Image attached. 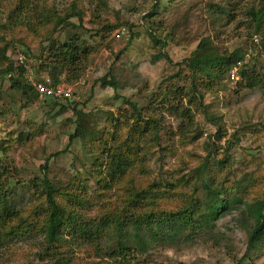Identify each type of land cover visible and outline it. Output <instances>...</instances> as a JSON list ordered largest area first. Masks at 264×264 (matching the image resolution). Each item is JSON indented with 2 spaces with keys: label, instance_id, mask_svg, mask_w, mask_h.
Returning <instances> with one entry per match:
<instances>
[{
  "label": "rangeland",
  "instance_id": "1",
  "mask_svg": "<svg viewBox=\"0 0 264 264\" xmlns=\"http://www.w3.org/2000/svg\"><path fill=\"white\" fill-rule=\"evenodd\" d=\"M71 1L48 0L46 3L48 7L55 5V9L62 12ZM101 1L104 4L100 5L98 0H79L77 8L83 12V21L73 20L75 26L81 27L77 32L95 48L80 78L70 77L67 82L74 92L70 102L83 114L80 125L94 140L101 137L103 128H107L108 139L113 135L118 144H123L130 127L135 126V114L129 102L140 111L144 120H148V116L156 119L161 133L157 137L152 130L147 131L138 139L142 151L135 158L136 164L116 186L101 193L96 181H84V168L94 163L91 140L79 138L68 145V137L76 127L73 112H60L53 103H46L47 100L39 97L26 104L25 99L11 89L8 78L0 77V166L1 174H7L0 182V215L4 208L15 213L6 226L0 225V264H43L39 259L41 238L35 239L39 237L37 231L45 200L29 185L44 175L64 190H79L80 193L81 184L86 182L90 195L94 191L103 194L99 201L104 202L105 198L108 208H100V202L89 208L86 219L90 220H98L107 211L110 215L123 214L127 203L121 201V196H126L125 190H149L153 184L166 187L165 183H171L176 188L168 192L170 200L155 201V212H172L179 206L185 208L187 204L180 203L175 192L191 191L190 187L182 186V178H189L190 186L195 180L197 190L194 195L205 201L207 196L200 181L196 180L195 171L208 154L214 157V162L210 163V176L215 183L224 176H229L230 180L248 176L250 183L244 195L232 191L227 196L239 194L249 205L264 199V89L239 90V77L233 69L211 92L199 90L205 95L202 100L205 108L198 106L192 94L177 95L168 104L162 101L164 90H172L173 84L181 86L186 93L190 89L186 80L176 79L186 73L179 63L190 55L202 38H210L224 53L256 58L253 63L264 72V35H254L252 27L246 25L250 24L246 15L250 3L257 0H240L239 3L233 0L236 4L230 9L229 21L227 18L214 21L207 6L222 7L231 0H177L176 6L169 9L156 25L161 36L163 30L171 34L163 49L167 59L160 61H154L153 57L162 50L148 37L146 28L155 23L152 19L144 20L153 0ZM13 2H2V16ZM125 24L133 26V38ZM108 25L117 27L110 32L96 33ZM12 30L0 28V48L9 45L7 56L14 60L27 49L32 53L30 62L34 56H39L41 47L45 46L40 44L41 37L43 39L47 31L35 37L21 27ZM43 75L44 72L37 78ZM103 77L112 78L117 89L103 87L100 81ZM62 78L66 79V76ZM24 82H29L26 77ZM170 106L190 109L192 123L183 119L181 112L169 111ZM204 109L208 116L219 117L223 134L219 142L214 137L217 127L204 117ZM197 132L202 137L192 141ZM235 135L239 142H232ZM228 142L235 145L228 149ZM175 198H178V204ZM57 201L65 206V198L57 197ZM140 207L142 209L131 207L130 210L137 216L140 211L154 208L152 201L146 199L140 202ZM35 212H38L37 217ZM246 219L238 210L219 219L210 231L186 230L176 242H153L145 256H137L130 264H264V245L247 251L249 222ZM29 221L33 222L31 227ZM34 225H37L36 229H33ZM32 229L34 232L29 233ZM104 243L103 238L97 244L104 246ZM64 247L71 249L75 264H104L101 255L95 253V245H80L73 240Z\"/></svg>",
  "mask_w": 264,
  "mask_h": 264
},
{
  "label": "trees",
  "instance_id": "2",
  "mask_svg": "<svg viewBox=\"0 0 264 264\" xmlns=\"http://www.w3.org/2000/svg\"><path fill=\"white\" fill-rule=\"evenodd\" d=\"M4 1L8 0H0V8H2ZM47 1L14 0L7 12L3 16L0 14V28L13 31V28L21 27L28 34L35 37H39V33L43 34V31H47L46 36L43 39L41 37L40 42L41 45L45 44V46L41 47L39 56H34V61L31 60L30 68L36 78L44 72L45 75L43 76L48 77L52 84L57 86L59 84H67L70 77L79 79L86 64L89 62V58L95 52V48L89 45L85 36L82 37L77 32L81 27H77L73 23V20L80 23L83 21V12L77 8L80 4L79 0H72L67 6V10L62 12H58L55 9V5L48 7ZM98 2L100 5L104 4L101 0H98ZM236 2L234 3L231 0L226 6L222 7L210 4L207 6V10L214 21H216L215 19L223 21L224 18L229 21L232 16L230 9ZM176 3L177 0H153L145 14L144 20L152 19L154 21L152 23H155L153 26L147 25V35L162 50L153 57L154 61L167 59L163 49L170 40L171 34L168 30H163L164 34L161 36V30L156 25H159L160 18L169 9L174 8ZM250 4L246 14L250 24L246 23V25L248 24L252 27L254 35L263 36L264 0H257ZM117 25L103 26L96 33L102 34L103 31H113ZM126 26L128 27L130 38H133L135 36L132 34L133 26L129 24ZM85 34H87V31H85ZM8 46L0 48V64H2L0 77L2 79L8 78L11 89L18 92L25 99V103L28 104L39 96L29 83L24 82L25 70L17 64L15 59L12 60L7 56ZM22 54L28 60L32 56L29 49L23 51ZM254 60L256 58L246 59L238 53H224L214 45L210 38H202L190 55L179 63L180 69L185 70L186 73L183 76H176V79L186 80L190 89L186 93L181 86L173 84L175 86H173L172 90H164L162 101L168 104L171 103L172 98L173 100L176 99L177 95L192 94L193 98L196 97L195 100L198 101V106L205 108L202 102L205 95L200 94L199 90L202 89L207 93L211 92L213 87L221 85L223 79L228 77L233 69H236V74L239 77L237 83L239 90L264 89V72L258 68V64L253 63ZM62 76H66V79H63ZM107 77H103L100 80L103 87L109 86L116 90L115 81L112 78L107 79ZM168 98L171 99L167 100ZM45 102L53 103L54 107H58L60 112L72 111L76 117L74 122L76 127L74 133L68 137V145L79 138L91 140L93 143L94 151L92 154L94 156L92 157H94V163L84 168V181L88 179L96 181V184L101 187V193L111 190V186H116L123 177L127 176L129 169L136 164L135 158L142 151L138 139L145 136L147 131L152 130L157 137L161 133L156 119L148 116V114L147 116L150 118L147 117L146 119L148 120H144L140 111L127 102L135 114V126L130 127L125 142L118 144L116 136L113 135L108 139L107 128H103L101 137L94 140L80 125L83 114L80 110H77L75 104L70 101L58 103L53 100H47ZM167 109L171 112H181V117L192 123L193 115L190 109L183 108L180 110L181 108L175 106H170ZM203 111L204 117L207 118L209 123L217 127L214 137L218 142L221 141L223 134L219 117H210L205 109ZM201 137L202 134L197 132L191 140L196 141ZM232 142H239V137L237 135L233 136ZM232 142H228V149L235 145ZM96 148L98 149L96 150ZM212 162H214V157L208 154L195 171L196 180L200 181L201 187L207 196L205 201H200L194 195L197 190L194 187L195 180L193 185L190 186L192 181L189 178H182V181H184L182 186L190 187L191 191L187 193L182 191L175 192L180 199V203L183 205L187 204L185 208L179 206L176 211L155 212V201L165 202L170 200L168 192L176 188L171 183H165L168 188L153 184L149 186V190H125L126 196H121V201L127 203L123 214L110 215L107 211L102 213L98 220L86 219V212L89 208L98 205L99 202L102 205L100 208L104 210L108 208L105 198L104 202H102L103 200L99 201L103 194L96 191L97 194L94 191L90 195L85 187L86 182L81 184L83 189L80 193L79 190L76 192L64 190L63 187L59 188L53 185L47 175H44L42 179L36 180L32 185H29L37 190V193L44 197L45 200L43 218L39 222L37 231L39 237L35 239L36 241L41 238L39 244V259L41 263L75 264L71 257V249L64 247L68 241L74 240L80 245H95V253L97 256L101 255L104 264H130L137 256H145L148 247H151L153 242L161 240L176 242L186 230L210 231L219 219L238 210L249 222L247 228V251L256 250L260 245H264V199L249 205L244 203L242 197L239 196V194L244 195L246 188L249 186L250 182L247 175L235 180H230L229 176H224V178L215 183L214 178L210 176V163ZM46 168L47 166L44 167V169ZM1 169L2 167L0 166V182L1 177L7 176L6 172L1 174ZM232 191L239 192V194L231 195L232 197L227 196ZM57 197L66 199L65 206L57 201ZM178 198H175L177 204ZM144 199L152 201L154 208L147 212L140 211L135 216V212H131L130 208L142 209L140 202ZM211 202L213 203L211 204ZM13 215H15L14 212H8L4 208L0 215V225L2 227L6 226L14 218ZM37 215L38 212H35L34 216L37 217ZM32 223V221H29L30 227ZM36 226L34 225L33 229H36ZM33 229L29 233L34 232ZM103 238L105 241L104 246H98ZM95 263L93 262L92 264Z\"/></svg>",
  "mask_w": 264,
  "mask_h": 264
},
{
  "label": "built area",
  "instance_id": "3",
  "mask_svg": "<svg viewBox=\"0 0 264 264\" xmlns=\"http://www.w3.org/2000/svg\"><path fill=\"white\" fill-rule=\"evenodd\" d=\"M15 61L25 70V77L28 83L34 88L39 98L43 100H53L55 102L71 101L73 99V90L67 84L54 86L48 77L36 78L30 68V61L22 53H19ZM232 76V75H231ZM232 78H234L232 76Z\"/></svg>",
  "mask_w": 264,
  "mask_h": 264
}]
</instances>
